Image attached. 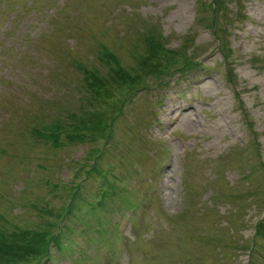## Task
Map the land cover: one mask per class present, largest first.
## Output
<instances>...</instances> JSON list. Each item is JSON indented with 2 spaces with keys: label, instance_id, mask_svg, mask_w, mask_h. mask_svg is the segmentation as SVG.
I'll return each instance as SVG.
<instances>
[{
  "label": "rangeland",
  "instance_id": "rangeland-1",
  "mask_svg": "<svg viewBox=\"0 0 264 264\" xmlns=\"http://www.w3.org/2000/svg\"><path fill=\"white\" fill-rule=\"evenodd\" d=\"M218 3L0 0V264H264V0Z\"/></svg>",
  "mask_w": 264,
  "mask_h": 264
},
{
  "label": "trees",
  "instance_id": "trees-1",
  "mask_svg": "<svg viewBox=\"0 0 264 264\" xmlns=\"http://www.w3.org/2000/svg\"><path fill=\"white\" fill-rule=\"evenodd\" d=\"M215 2L219 5L218 0H215ZM216 9H218V6H216ZM144 42L146 45L145 54L140 57L139 63L144 70H147L151 73H162L165 70L166 66L162 64L164 61L161 63L160 60L167 58L166 64L171 63L172 59L170 60V58L172 55L176 54L175 50L163 44V42L160 40V37L153 33L147 34V36L144 37ZM106 61H108V74L111 79L119 83H127L129 81V79L131 78L129 72L125 68H123V66L119 63L118 59L113 54H108ZM185 63V65H191L188 60H185ZM165 71L169 72L170 70ZM85 74L91 78V84L96 88L101 87L100 83L101 85L105 86L102 82L104 78L99 77L92 71L85 70ZM14 252L15 251L9 250V247L5 248L4 243L0 242V259L2 254H4L5 257H9L13 256Z\"/></svg>",
  "mask_w": 264,
  "mask_h": 264
}]
</instances>
